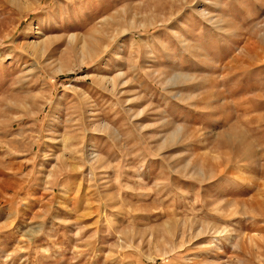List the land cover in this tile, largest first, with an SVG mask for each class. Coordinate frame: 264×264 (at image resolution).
I'll use <instances>...</instances> for the list:
<instances>
[{"label": "rangeland", "instance_id": "obj_1", "mask_svg": "<svg viewBox=\"0 0 264 264\" xmlns=\"http://www.w3.org/2000/svg\"><path fill=\"white\" fill-rule=\"evenodd\" d=\"M0 264H264V0H0Z\"/></svg>", "mask_w": 264, "mask_h": 264}, {"label": "bare ground", "instance_id": "obj_2", "mask_svg": "<svg viewBox=\"0 0 264 264\" xmlns=\"http://www.w3.org/2000/svg\"><path fill=\"white\" fill-rule=\"evenodd\" d=\"M89 54V53H88Z\"/></svg>", "mask_w": 264, "mask_h": 264}]
</instances>
